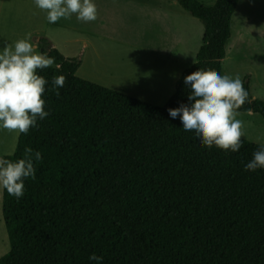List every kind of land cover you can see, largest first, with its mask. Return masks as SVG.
Segmentation results:
<instances>
[{"label": "trees", "instance_id": "1", "mask_svg": "<svg viewBox=\"0 0 264 264\" xmlns=\"http://www.w3.org/2000/svg\"><path fill=\"white\" fill-rule=\"evenodd\" d=\"M175 1L202 23L203 43L163 107L78 78V60L37 39L62 67L37 70L50 115L5 156L31 148L42 160L20 200L2 192L9 251L0 264H94L93 253L103 264H264V170H244L261 146L206 149L168 116L188 103L184 76L222 75L239 0ZM57 75L66 76L58 96ZM238 111L264 120V102L249 92Z\"/></svg>", "mask_w": 264, "mask_h": 264}, {"label": "rangeland", "instance_id": "2", "mask_svg": "<svg viewBox=\"0 0 264 264\" xmlns=\"http://www.w3.org/2000/svg\"><path fill=\"white\" fill-rule=\"evenodd\" d=\"M132 1L143 3V7L138 9L137 13L135 11L120 13L123 9L121 2L124 0L110 2L95 0L97 5L103 7L101 9L98 6V10L105 11L106 8L110 11L109 15H105L108 28L103 30L97 25V21L91 24L78 21L75 14L69 19L62 18L55 24H49L46 21V12L37 8L33 0H0V46L24 38L26 33L32 34L35 44L37 39L46 38L63 55L69 58L71 55L75 56L74 59L80 63L76 72L78 77L131 96L141 97L147 100V103L163 107L175 91L178 79L173 87L171 84L168 88L172 75L191 67L188 60L192 59V56L194 58L193 50L201 43L203 33H200L199 27L202 23L193 18L196 21L194 23L198 24L190 27L188 49L182 52L183 56L185 54L184 60L176 65L167 58L162 60L151 53L159 47L140 36L144 33H153L152 8L155 1L161 0ZM198 1L208 6L215 2ZM244 12L239 25L226 43L231 59L227 63H222V75L231 78L239 76L251 98L264 102V0H248ZM183 15L189 17L177 3L174 16L180 26H183L181 24ZM131 39L144 41L138 46H129L122 42ZM84 43L88 44L85 51L82 47ZM166 52L171 55L170 47ZM160 61L166 62L159 65ZM195 62L196 59L192 65ZM236 118L243 122L242 139L264 146V120L261 116L239 112ZM17 138L15 132L0 130V156H10L14 152ZM1 199L2 192H0V258L9 251L8 236L1 215Z\"/></svg>", "mask_w": 264, "mask_h": 264}, {"label": "clouds", "instance_id": "3", "mask_svg": "<svg viewBox=\"0 0 264 264\" xmlns=\"http://www.w3.org/2000/svg\"><path fill=\"white\" fill-rule=\"evenodd\" d=\"M35 6L46 12V21L55 24L60 19H69L75 14L78 21L91 22L97 19L95 0H33ZM55 65V57L37 51L31 33L24 38L0 46V130L27 134L30 128L38 127L50 115L45 110L43 99L48 81L37 70ZM66 76L52 78V91L58 96ZM187 91V104L168 109V116L179 118L181 130L192 135L206 148L213 147L237 153L243 147V122L236 117L239 109L248 100V92L239 76L231 78L211 70L199 69L183 77ZM42 160L39 151L25 148L23 158L10 160L0 156V192L6 191L20 200L25 193V181L35 179V163ZM264 170V146L252 155L244 170ZM89 261L103 264V257L93 253Z\"/></svg>", "mask_w": 264, "mask_h": 264}, {"label": "crops", "instance_id": "4", "mask_svg": "<svg viewBox=\"0 0 264 264\" xmlns=\"http://www.w3.org/2000/svg\"><path fill=\"white\" fill-rule=\"evenodd\" d=\"M103 1L104 2L105 1L110 2L111 0H103ZM247 2H248V0H239L238 1V4H237L235 11H234V13L231 17V20H230V38L232 36V32L236 29L237 25H239V22L241 21V18L245 13L244 12L245 11V5ZM97 4L98 3H96V5ZM154 4H155V6H154V8H152V9H154L152 11L153 33H151V34L144 33L140 36L145 37L147 41L152 42V45H156L159 47L156 51L152 50L151 53H154V55H156L159 59H162V60H165V58H167V59L171 60V63H175L177 65L178 62H181L184 60L185 54L183 56L182 52L185 51L186 49H188L187 48V45H188L187 41L190 37V32H191L190 27L193 24H198V23H194L196 21L193 19V17H190L191 16L190 14H188L189 17H185L183 15L181 18V22H182L181 24L183 26H180L179 24H177L175 21L176 18L174 16V10H175V6L177 4V2L175 0H173V1H170V0L155 1ZM98 6H100L101 9H103V7L101 5H97V16H99V17H97V19L95 21H97V25L99 27H102V29L105 30L106 28H108L106 23H105V17H106L105 15H109L110 11L106 8H105V11L98 10ZM121 6L123 7V9H121L120 13H125L128 11L129 12L135 11L137 13L138 9H141L143 7V3H139L138 1H132V0H124L123 3L121 2ZM101 21H102V23H101ZM91 22L93 23V21H91ZM91 22H87V23L91 24ZM184 26H186V27H184ZM200 26H201V27H199L200 33H204L203 26L202 25H200ZM142 41H144V40L131 39L127 42H125V41H122V42L125 45L138 46V45H140L139 43ZM202 43H203V34L201 37L200 45L196 46V48L193 50L194 58L192 56V59L188 60V61H190L191 65L194 62V60L196 59V55H197L198 50L201 47ZM82 47L84 48V51H85L88 48V44L84 43L82 45ZM169 47L172 50L171 55H169L166 52ZM53 48H54V46H53ZM63 56L65 58H69L67 55L66 56L63 55ZM74 57H75L74 55H71V58H69V59H74ZM230 59H231V57L228 55V51L226 49V58L223 61V63L229 62ZM165 62L166 61H160L158 63H159V65H163V64H165ZM182 73L183 72H180L179 74H176L174 76L172 75V80L168 84V88L171 87V84H173L172 87L174 86L175 81L177 79H179V77L181 76ZM76 76L78 77L77 74H76ZM78 78L83 79L81 77H78ZM83 80L94 83V84L99 85V86H102L100 84H97L95 82H92V81H89L86 79H83ZM102 87H104V86H102ZM104 88H107V87H104ZM107 89L113 90L111 88H107ZM113 91L119 92L117 90H113ZM119 93L127 95V96L135 98V99H138V100H141L143 102L147 101L141 97L131 96L129 94H125L124 92H119ZM153 106H155V105H153ZM156 107H160V106H156Z\"/></svg>", "mask_w": 264, "mask_h": 264}]
</instances>
